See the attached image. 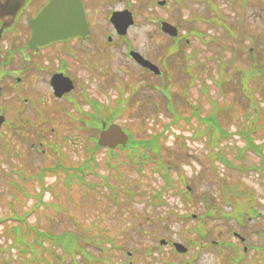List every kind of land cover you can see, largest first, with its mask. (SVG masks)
<instances>
[{
	"label": "rangeland",
	"instance_id": "374dc122",
	"mask_svg": "<svg viewBox=\"0 0 264 264\" xmlns=\"http://www.w3.org/2000/svg\"><path fill=\"white\" fill-rule=\"evenodd\" d=\"M159 1L88 0L89 5L92 4V13L96 12L93 19L96 38H104L107 46L104 57L94 55L96 65L93 68L112 78V86L110 82L106 86L112 89L113 98L118 95L116 88H129L125 93L130 97L126 103L127 112L119 117V122L127 125V133L135 141L159 137V143L155 142L157 154L147 151L152 162H139L138 167H132L130 161L139 159L140 155L134 148L132 155L125 150L116 149L110 153L102 149L94 157V170L97 172H89L83 183L75 179L69 188L66 187L63 173L60 176L48 174L45 178L47 189L43 190L42 195L45 203L36 207L34 205L38 202L40 186L31 184L34 181L32 175L40 166L47 165L48 158L30 149L28 142L26 146L19 144L5 128L0 133V146L11 141L13 149L21 152L8 156L0 147V222L6 218L7 224L11 225L13 218L27 215L31 225L38 223L42 229L54 234L65 231L81 234L90 230L88 236L92 237L106 230L103 235L113 238L114 245L107 253L94 251L96 257L104 260L102 263L97 262L99 264H228L222 262L218 246L211 241H237L233 232L250 238L245 243L250 249L240 262L260 261V250L264 247V146L262 159L256 152L246 148L243 137L233 133L248 132L251 123L256 122V131L251 133L250 130L249 135L256 143L264 145V0H213L221 8L219 15L209 10L210 0H165L164 5H159ZM124 9L130 10L135 19V24L125 35L126 42L133 49L149 56L163 71L169 69V88L172 92L187 87L191 103L202 110L175 104L176 115L173 118L165 109L163 94L152 89L142 69L126 57L125 39L119 37L116 44L109 19L111 11ZM214 17L217 21H205ZM194 19H197L196 30L205 31L207 37L199 38L193 33ZM162 20L179 26L181 42L178 44L185 50L186 56L169 53L165 49L171 45V37L162 31ZM212 24L218 28H213ZM225 28L229 30V35H225ZM109 35L113 39L111 45H107ZM250 47L258 51L260 59H253L252 53L248 51ZM235 49L238 52L232 54ZM191 55H196V58L193 59ZM181 57L188 58L186 63L191 70L194 69L199 80L203 73L206 78V97L200 96L201 82L198 80L195 87L187 86L191 78H183L185 74L182 71L187 70V67ZM251 68L255 69L252 78H247V75L240 77L241 71H250ZM178 76L180 80L173 81ZM101 78L93 80L91 89L95 96H104L96 86V79L100 81ZM153 81L157 83L151 78L150 82ZM165 82L168 83L166 79ZM3 96L5 101L1 105L6 106L7 94ZM199 96L204 99L202 103H199ZM212 103L218 106L214 112ZM7 109L6 116L12 121L15 112ZM208 115L215 116L219 125L233 135L226 139V146L221 145V149L210 147L206 128L200 124V118ZM65 125L54 138L51 129L55 123L48 124V135L44 141L60 142L61 151L69 155L66 157L68 163L78 165L84 158L85 143L64 138L71 134ZM28 127L25 134H29ZM238 148L245 150L238 151ZM211 150H222L233 163L231 167L218 159L209 161L207 155ZM158 155L164 162L163 170L158 168ZM18 167L26 170V181L11 171ZM165 171L172 180L171 184L166 182ZM7 173L12 174L11 182ZM186 186L193 187L194 192H186ZM22 189L26 191L25 194L19 192ZM130 189L141 190L143 195L135 193L132 197L128 193ZM244 190L251 194V200L242 202L244 210L223 204L221 197L224 193L228 196L231 191ZM215 197L219 199L217 203L225 213L244 212L246 216L240 222L236 219L226 221L220 217L206 219L204 223L190 219L191 213L206 212V205L201 203L203 200L211 201ZM224 203H227L225 198ZM210 206L217 210L214 204ZM249 209L251 214H248ZM176 215L177 219H173ZM252 215L250 220L248 217ZM167 216L169 220L165 222L164 217ZM154 217L160 227L156 234L152 232ZM180 219L185 222L178 223ZM5 225L0 223V264H22L23 259L26 264H73L72 259L66 263L65 259L48 261V256L33 257L32 252L17 257L16 249L10 251L9 242L1 236L6 232ZM201 227L205 238L199 234ZM161 238L180 241L187 246L193 242V246H189L186 255H179L172 252L171 245L156 248ZM30 239L33 237L30 236ZM76 264L88 263L78 261Z\"/></svg>",
	"mask_w": 264,
	"mask_h": 264
},
{
	"label": "flooded vegetation",
	"instance_id": "af4514ba",
	"mask_svg": "<svg viewBox=\"0 0 264 264\" xmlns=\"http://www.w3.org/2000/svg\"><path fill=\"white\" fill-rule=\"evenodd\" d=\"M20 1L0 0L4 7L0 14V87L7 94L6 104L15 112L12 125L15 128L27 124L45 125L47 121L53 122L61 115V120L68 121V128L74 127L82 123L84 117L94 116L96 99L104 104L108 101L106 91L104 96H95L91 89L96 77H102L100 81L96 79L98 91L108 88L106 84L110 82L106 74L93 68L96 65L94 55L104 57L107 50L105 39L96 38L90 22L95 18L96 12L92 13V9L83 0L90 27L87 37L76 36L36 43L32 41L31 21L50 0H24L21 8L13 15L11 5ZM118 40L116 38L117 43ZM111 41L108 40L107 45H111ZM143 55L153 61L149 56ZM131 62L142 69L146 80L160 77L133 59ZM67 77L74 83V88L59 95L58 88L65 87L64 82L68 84ZM89 122L92 124V118ZM16 139L22 145V140L18 137ZM39 144L42 145L41 142ZM242 247L244 250L250 249L249 246ZM233 248L223 245L218 248V252L222 255L224 250ZM260 251V261L250 260L246 264H264V248Z\"/></svg>",
	"mask_w": 264,
	"mask_h": 264
},
{
	"label": "trees",
	"instance_id": "16d2710c",
	"mask_svg": "<svg viewBox=\"0 0 264 264\" xmlns=\"http://www.w3.org/2000/svg\"><path fill=\"white\" fill-rule=\"evenodd\" d=\"M113 118L114 117H112V119ZM205 125L207 137L209 138V142L212 145L218 144V142L225 138V136L227 135V130L219 125L216 117L213 115H208L206 117ZM242 134L247 138L248 144L251 149L260 152L259 146L256 145L254 140L249 136L250 131L242 132ZM158 139L159 137L157 136L135 141L134 146L146 152L147 147L153 149L155 147V142L159 143ZM137 160L139 161L136 163ZM139 162L140 164L141 162L143 164L144 162H152V158L150 156L139 157V159L133 160V166L135 163V166H137ZM156 162L159 169L163 170V168H165L164 162L159 155L156 156ZM165 176L167 177L168 182H170L167 171H165ZM30 236L33 237L32 240L30 239ZM6 239L11 240L8 247L10 248V251L12 249H16L18 257L23 254L25 255L29 251L33 253L34 257L40 253H43L44 251H50V248L47 246V244H53V242L55 241L56 247L61 245L63 251L65 253H68L73 259H75L77 256H80L82 257L81 260L83 262L87 260L88 264H91L92 262V256L89 252V247H93L97 250L100 249L102 252H104L110 249L108 248L107 244H110L109 242H111L108 237L103 234L100 236H93L92 238L87 239L86 242L84 238L80 236H78L77 238H73L69 236V233L67 232L60 235L54 234L51 231L42 229V226H40L38 223L36 225H31L29 222H27L26 216L18 217L15 223L9 225ZM52 256V261H59L60 259H64V257L57 256L55 252L52 253ZM65 261L67 262V259H65ZM22 264H26L25 259L22 260Z\"/></svg>",
	"mask_w": 264,
	"mask_h": 264
},
{
	"label": "water",
	"instance_id": "95a60500",
	"mask_svg": "<svg viewBox=\"0 0 264 264\" xmlns=\"http://www.w3.org/2000/svg\"><path fill=\"white\" fill-rule=\"evenodd\" d=\"M70 1L71 5L65 4V0H52L48 6V10L44 14L45 18H47L45 22H48L47 26L49 27L48 33H50V36L48 38H60L76 34L78 30H84L85 19L83 9L73 0ZM54 13L58 14L56 18L52 17ZM123 15L120 17L114 14L112 18L121 34L126 33L127 27L133 23L131 13L124 12ZM163 28L172 35L177 34V29L168 23H164ZM45 31V29L40 31L38 37H42ZM124 140H127V136L122 129L118 125H111L108 130L101 133L99 143L113 146L114 142L123 141L122 143H124ZM176 246L179 251H186V248L182 244L176 243Z\"/></svg>",
	"mask_w": 264,
	"mask_h": 264
}]
</instances>
